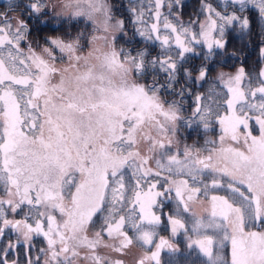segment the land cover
<instances>
[{
	"label": "snow or ice",
	"instance_id": "1",
	"mask_svg": "<svg viewBox=\"0 0 264 264\" xmlns=\"http://www.w3.org/2000/svg\"><path fill=\"white\" fill-rule=\"evenodd\" d=\"M19 7L0 12V264H264V67L210 63L251 13L264 59V0H200L187 21L183 0H129L127 22L110 0ZM135 36L159 51L120 44Z\"/></svg>",
	"mask_w": 264,
	"mask_h": 264
},
{
	"label": "flooded vegetation",
	"instance_id": "2",
	"mask_svg": "<svg viewBox=\"0 0 264 264\" xmlns=\"http://www.w3.org/2000/svg\"><path fill=\"white\" fill-rule=\"evenodd\" d=\"M20 3V7L15 9L14 11H10L8 14L13 17L19 16L22 19H28L27 10L24 8V4L28 3L29 0H17ZM211 2L216 5L218 0H211ZM8 4V0H0V12H4L6 10ZM200 8V0H183V10H182V19L184 21L189 20ZM162 12H167L166 8L161 9ZM231 11V9H229ZM250 18L252 19V28L251 35L247 37H241L239 34L238 28H229L228 29V44L224 53L221 55L218 51L215 60L210 62L212 66V75L216 74V71L223 70L234 72L235 68H238L243 64L245 69L249 72H257L261 67H264V59H262L260 55V47H261V29L259 24L255 18V14L251 13ZM41 19H47L46 17H42ZM30 27L32 28V34L35 36L39 34L40 36L44 35H56L59 31L63 30V26H57L56 21H50L47 24H41L35 18H32L28 21ZM83 27V26H82ZM132 32V30H131ZM133 35V32H132ZM131 46L140 48L144 46H148L152 51V54L155 55L159 51L158 42H146L143 38L139 36H135L133 43ZM207 49L203 46H196V51L200 52L201 55L197 56L195 54H186L187 60L185 62L186 67H198L203 59V52ZM235 53V56L231 55ZM196 75V73H194ZM183 83V80H181ZM207 84H203L201 87H197L194 91H206ZM193 107L192 97L185 98V109L186 114H190L191 108ZM219 134V127L215 126V130L209 132L207 135L215 138ZM255 134V133H254ZM187 137V143H192L193 140H199V142L203 143L204 134L201 131L199 135L191 129L182 130V138ZM173 205L171 202L168 203L167 207H165L164 211L167 213L172 209ZM163 235H167V233H162ZM182 239V237L178 238ZM34 243L37 248L44 246L43 238H36ZM190 260H195L196 257L193 255L189 258ZM199 264V261H197Z\"/></svg>",
	"mask_w": 264,
	"mask_h": 264
},
{
	"label": "trees",
	"instance_id": "3",
	"mask_svg": "<svg viewBox=\"0 0 264 264\" xmlns=\"http://www.w3.org/2000/svg\"><path fill=\"white\" fill-rule=\"evenodd\" d=\"M110 2L115 6V8L118 10L117 11V16L118 17H123L126 22L130 18V13L128 12V6H129V0H110ZM128 35L132 36L131 32V24H128ZM120 44L125 45V46H131V45H126L125 40H121Z\"/></svg>",
	"mask_w": 264,
	"mask_h": 264
},
{
	"label": "rangeland",
	"instance_id": "4",
	"mask_svg": "<svg viewBox=\"0 0 264 264\" xmlns=\"http://www.w3.org/2000/svg\"><path fill=\"white\" fill-rule=\"evenodd\" d=\"M83 25L81 24L79 27H82Z\"/></svg>",
	"mask_w": 264,
	"mask_h": 264
}]
</instances>
